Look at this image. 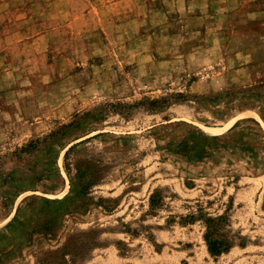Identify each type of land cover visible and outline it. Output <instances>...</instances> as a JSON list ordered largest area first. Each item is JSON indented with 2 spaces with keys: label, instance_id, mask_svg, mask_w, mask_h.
<instances>
[{
  "label": "rangeland",
  "instance_id": "rangeland-1",
  "mask_svg": "<svg viewBox=\"0 0 264 264\" xmlns=\"http://www.w3.org/2000/svg\"><path fill=\"white\" fill-rule=\"evenodd\" d=\"M206 1L0 0V264H264V18ZM93 135L68 162L110 165L109 211L64 167ZM89 229L99 247L51 261Z\"/></svg>",
  "mask_w": 264,
  "mask_h": 264
},
{
  "label": "trees",
  "instance_id": "trees-1",
  "mask_svg": "<svg viewBox=\"0 0 264 264\" xmlns=\"http://www.w3.org/2000/svg\"><path fill=\"white\" fill-rule=\"evenodd\" d=\"M98 135H93L84 140L79 141L71 145L65 152L64 156V167L67 173L71 176V181L76 183L79 191L83 193L86 197L87 204H94L102 207L106 211H109L113 207L115 199L111 197H100L98 201L93 202L92 196H90V190L99 184L105 182V176L109 172V164L104 163L100 160H85V158L80 161H76L73 167H70L68 158L71 152L76 148V146L90 141L92 138ZM165 196L162 190L155 189L149 197V205L151 209L159 208L164 205ZM190 220H202L205 226L204 240L207 244V249L212 255H218L223 252L228 251L233 246V238L235 234H232L227 227L229 226L226 216H209L204 213H199L198 215H190ZM123 229H119L118 232L135 235L138 232L137 229L130 227L129 225L122 223ZM101 231L97 229H89L87 231H81L80 237H75L73 235L69 236L67 242L59 250L60 258L51 261L64 260L67 255L72 257V260L80 257H84L87 251L99 247L101 242L99 240V235ZM241 246L244 245L243 241L239 243Z\"/></svg>",
  "mask_w": 264,
  "mask_h": 264
},
{
  "label": "crops",
  "instance_id": "crops-1",
  "mask_svg": "<svg viewBox=\"0 0 264 264\" xmlns=\"http://www.w3.org/2000/svg\"><path fill=\"white\" fill-rule=\"evenodd\" d=\"M238 2V6L231 7V6H222L218 5L217 12L221 13L222 16H224V19H227V15L225 13H228L230 11H236L238 10L237 8H241L244 12L247 13V18L251 20H261L264 18V0H236ZM210 5V1L207 0L205 2V6ZM243 65H239L237 68H242Z\"/></svg>",
  "mask_w": 264,
  "mask_h": 264
}]
</instances>
